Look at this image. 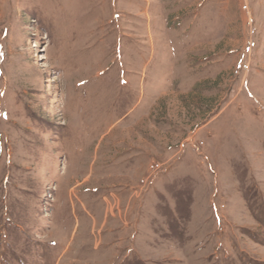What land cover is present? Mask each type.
I'll return each mask as SVG.
<instances>
[{"label":"rangeland","instance_id":"obj_1","mask_svg":"<svg viewBox=\"0 0 264 264\" xmlns=\"http://www.w3.org/2000/svg\"><path fill=\"white\" fill-rule=\"evenodd\" d=\"M0 264H264V0H0Z\"/></svg>","mask_w":264,"mask_h":264}]
</instances>
